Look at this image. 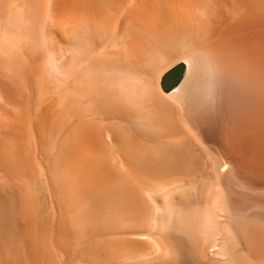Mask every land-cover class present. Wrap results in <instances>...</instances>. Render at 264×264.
Returning <instances> with one entry per match:
<instances>
[{
    "label": "bare ground",
    "instance_id": "1",
    "mask_svg": "<svg viewBox=\"0 0 264 264\" xmlns=\"http://www.w3.org/2000/svg\"><path fill=\"white\" fill-rule=\"evenodd\" d=\"M0 264H264V0H0Z\"/></svg>",
    "mask_w": 264,
    "mask_h": 264
}]
</instances>
